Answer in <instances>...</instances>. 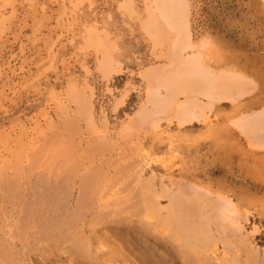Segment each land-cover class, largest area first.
I'll return each instance as SVG.
<instances>
[{
  "label": "rangeland",
  "instance_id": "374dc122",
  "mask_svg": "<svg viewBox=\"0 0 264 264\" xmlns=\"http://www.w3.org/2000/svg\"><path fill=\"white\" fill-rule=\"evenodd\" d=\"M158 1L0 0V264H153L147 246L184 184L219 209L228 199L236 223L226 249L215 236L179 263L264 264V130L239 128L264 111V0H171L169 27ZM181 58L238 88L190 126L142 118Z\"/></svg>",
  "mask_w": 264,
  "mask_h": 264
},
{
  "label": "bare ground",
  "instance_id": "6f19581e",
  "mask_svg": "<svg viewBox=\"0 0 264 264\" xmlns=\"http://www.w3.org/2000/svg\"><path fill=\"white\" fill-rule=\"evenodd\" d=\"M156 1V0H155ZM163 1H169L168 3L171 2V0H162L161 2L163 3ZM160 2V0L158 1ZM160 2V3H161ZM175 2V1H173ZM173 2H171V5H163V7H161L160 11L161 14L164 18H162L166 21V25L168 24L169 27V23L172 20V17L174 14H178L179 12V8L177 9L178 12L175 10L176 7L178 6V4L176 3V7L174 5V7L172 6ZM177 2L179 3V1L177 0ZM159 3V4H160ZM174 3V4H175ZM156 5V4H155ZM162 5V4H161ZM160 5V6H161ZM181 4L179 3V6ZM159 5H157L158 7ZM182 7V6H180ZM184 7V6H183ZM182 7V8H183ZM123 9V7H121ZM126 8V7H124ZM148 8V7H147ZM159 9V8H157ZM185 11V10H184ZM181 12V11H180ZM149 13V12H147ZM146 13V14H147ZM155 13H153L152 15H154ZM157 14V13H156ZM182 14H184V12L182 11ZM187 17V14H186ZM183 18V16H182ZM181 18V19H182ZM148 19V18H147ZM154 19V17H153ZM180 19V21H181ZM175 19H173L172 22ZM179 20V19H178ZM161 21V22H162ZM188 21V20H187ZM156 22V21H155ZM153 22V25L154 23ZM158 22V21H157ZM164 22V21H163ZM178 22V21H177ZM180 23V22H179ZM182 23V22H181ZM165 24V23H164ZM172 24V23H170ZM175 24V23H173ZM183 24V23H182ZM146 25V22H145ZM152 25V26H153ZM179 25V24H178ZM186 25V24H185ZM177 26V24L175 25ZM149 27V26H148ZM166 27V26H165ZM164 27V28H165ZM178 27V26H177ZM185 27V26H184ZM147 28V25H146ZM154 28V27H153ZM156 33L158 34H164L165 32L163 31V28L160 26V24L157 23V27H156ZM172 28V30H171ZM179 29H181V26L178 27ZM188 28V26L186 25V29ZM168 29V28H167ZM175 28H173V26L170 27V31H174ZM178 29V30H179ZM149 30V29H148ZM183 30V29H182ZM151 31V29H150ZM149 32V31H148ZM170 32V33H171ZM180 32V33H179ZM177 32L178 35L180 34V36L182 37L181 31ZM185 32V30H184ZM150 33V32H149ZM152 33V32H151ZM150 33V34H151ZM154 33V32H153ZM167 33V32H166ZM173 33V32H172ZM176 33V32H175ZM155 34V33H154ZM180 36H178V41L180 42ZM174 37V36H173ZM180 37V38H179ZM188 37V36H187ZM175 38V37H174ZM165 39V38H164ZM176 40V39H174ZM184 40V39H183ZM164 41V40H163ZM162 41V42H163ZM166 42V41H165ZM176 42V41H175ZM190 41H183L181 42V44H175V46H171L174 49H176V52L178 51H182V49H188L191 47L192 44L189 43ZM164 43V42H163ZM168 43V42H167ZM188 43L190 45H188ZM160 44V42H159ZM170 45V44H169ZM173 45V43H172ZM181 45V46H180ZM170 47V48H171ZM171 48V49H172ZM193 49H195V47H193ZM192 49V50H193ZM170 50V49H169ZM197 51V50H196ZM175 53V51H173ZM198 52V51H197ZM186 53V52H185ZM153 54V53H152ZM178 54L181 55V53H176L174 56L178 57ZM198 54V53H197ZM196 52L195 55L197 56ZM161 56V55H159ZM169 57V55H168ZM182 57V56H181ZM193 57L195 58V56L193 55ZM201 57V56H200ZM170 58V57H169ZM197 58V57H196ZM106 59V58H105ZM109 59V58H108ZM176 59V58H174ZM172 60L171 64L176 61V60ZM188 59V58H187ZM192 59V58H191ZM199 59V58H198ZM201 60V58H200ZM199 61V60H198ZM168 62V60H167ZM177 64L179 62L178 68L176 70L175 73H171V74H162L159 72V74H162V76L158 77V74L156 76L157 78V84L159 86H163L165 91H161L163 87H156L154 88V92H152V95L149 97V99L147 98V105H145L142 108L141 112V117L142 118H146V116L149 113H153L154 116L157 117V115L163 116L164 114H171L170 118L172 117V119H176L179 125H186L189 123H194L196 122L195 120H200V118L198 117V113L199 111L202 112L201 110L203 109V104H207L208 107H211L217 103V102H222V100L224 99H228L230 98L229 96V90L230 89H234V88H238L237 86H239V76L238 77H232V76H228V75H223V74H214V72H210L209 70H204L206 69L204 68H200L199 67V62H197L196 60H186L181 58L178 61H176ZM175 62V63H176ZM199 64V65H198ZM164 66V65H163ZM105 67V66H104ZM165 67V66H164ZM173 67V65H172ZM202 67V66H201ZM106 68V67H105ZM176 69V67H174ZM104 69V68H103ZM162 69V68H161ZM169 68L166 67V70H168ZM159 70V69H158ZM151 71V70H150ZM149 71V72H150ZM160 71V70H159ZM170 71V70H169ZM108 72V70H107ZM155 72V71H154ZM162 72V71H161ZM216 72V71H215ZM223 72V71H222ZM153 73V72H152ZM151 73V76L153 77ZM166 73V72H165ZM108 74V73H107ZM142 75V74H141ZM233 75V74H232ZM150 76V74H149ZM154 76V77H155ZM234 76V75H233ZM145 77V76H144ZM143 77V78H144ZM141 78V77H140ZM238 78V79H237ZM142 79V78H141ZM150 79V78H149ZM155 79V78H154ZM153 79V80H154ZM151 80V79H150ZM242 80V79H241ZM143 81H145L143 79ZM147 82V80H146ZM154 82V81H153ZM155 83V82H154ZM149 85V82H148ZM241 85V84H240ZM69 88V86H67ZM155 87V85L153 86ZM168 87V88H167ZM71 88V87H70ZM246 88V87H245ZM249 88V87H248ZM156 89V90H155ZM163 89V90H164ZM247 89V88H246ZM72 90V89H71ZM245 90V89H243ZM250 90V89H249ZM76 91V90H75ZM88 91V90H87ZM148 91V90H147ZM163 92V93H161ZM76 93V92H75ZM182 93V95L185 93V99L184 101H180L178 99V96ZM72 94V93H71ZM69 94V95H71ZM77 94V93H76ZM92 94V92H91ZM90 94V95H91ZM149 95V94H148ZM72 96V95H71ZM81 96V95H80ZM70 97V96H69ZM74 97V96H72ZM86 97V96H84ZM146 97V95H145ZM180 97V96H179ZM203 99V100H202ZM205 99V100H204ZM78 100V99H77ZM80 100V99H79ZM78 100V101H79ZM82 100V99H81ZM235 100V99H234ZM67 101H70L69 99H67ZM76 101V100H75ZM74 101V104L76 105ZM85 101V100H83ZM82 101V102H83ZM225 101V100H224ZM80 105L83 103L81 101ZM145 102V104H146ZM63 103V102H62ZM72 103V101L70 102ZM79 105V104H78ZM91 105V104H90ZM141 105V104H140ZM206 106V107H207ZM88 107L90 108L91 106L88 105ZM207 107V108H208ZM93 107H91L92 110ZM209 109V110H210ZM138 110V109H137ZM90 111V109H89ZM139 112V111H138ZM137 112V113H138ZM252 113V112H251ZM90 114V113H88ZM140 114V113H139ZM156 114V115H155ZM165 115V116H166ZM251 115V114H250ZM253 115V114H252ZM247 116L248 118L245 119V123L241 124V127L239 126L240 129H243V131H246V129H249V132H253V136L257 135L258 132L264 130V111L257 113L253 116ZM138 117V116H137ZM159 117V116H158ZM169 117V116H168ZM136 118V117H135ZM155 117L152 118V120H154ZM204 118V117H203ZM139 119V118H138ZM171 119V120H172ZM239 119V118H238ZM156 122H158L157 119H155ZM154 120V121H155ZM162 120V119H161ZM169 120V119H168ZM140 121V120H139ZM155 122V123H156ZM171 122V121H170ZM176 122V124H177ZM235 122V121H234ZM166 123V122H165ZM143 124V123H142ZM151 124V123H150ZM214 124V123H213ZM22 126V125H21ZM190 126V125H189ZM235 126V125H234ZM151 127H154L153 125ZM159 128V127H157ZM25 129V128H24ZM235 129V128H234ZM251 130V131H250ZM245 132V133H246ZM251 132V133H252ZM248 133V132H247ZM240 134V133H239ZM263 134V133H262ZM250 135V134H248ZM261 135V132H260ZM251 135V138L253 137ZM257 137V136H256ZM255 137V139H256ZM262 137V136H261ZM263 138V137H262ZM261 138V139H262ZM254 139V138H253ZM247 140V139H246ZM259 140V139H258ZM257 140V141H258ZM252 142V141H251ZM264 142V141H263ZM252 144V143H251ZM254 144H256L254 142ZM260 144V143H259ZM53 146V145H52ZM114 147V146H113ZM112 147V148H113ZM57 149V148H56ZM112 150V149H111ZM26 153V152H25ZM81 162V161H80ZM81 166V165H80ZM63 167V166H62ZM108 171V170H107ZM76 172V171H75ZM75 178V177H74ZM154 180V179H153ZM152 180V181H153ZM150 181V180H149ZM148 182V181H147ZM162 182V181H161ZM111 184V183H110ZM152 184V183H151ZM150 184V185H151ZM147 185V184H146ZM149 184L147 186H150ZM161 185V184H160ZM189 185V184H188ZM186 185L184 184V186L180 185L181 187L178 188L177 190L174 188V190L171 193V197L169 195V212L167 211V215L164 216L160 213V215H162L163 217H160L159 220L163 221L164 228L161 227V224L156 226L157 228H162L163 230H159L157 231L159 233V237L161 236L163 239V241H161L160 243H162V245L159 242H155L154 245H149L147 246V250L150 253V258L152 259L153 264H180L177 260V257H175L176 252H177V256L178 257H182V255L184 256L186 255H193V254H198V249L200 247L204 248L205 245L214 248L213 246L216 245V237H218V240L222 243H224V246L226 249L227 246L230 244L229 242H227V240H230L232 238L233 235V231L230 230L229 227V223H227L228 221L231 222L233 221L231 218L228 217V214L231 212L230 211V207H232L233 205L230 204V206L228 205L230 201H228L227 199V208L224 206H220L222 209L217 208V206L219 207V205H215L214 203H212L211 201H208L210 197H208V193L204 192L205 194H202L200 192L201 189H199V187H194L193 185ZM153 186V185H152ZM21 187V186H20ZM154 187V186H153ZM163 187V186H161ZM191 187V188H190ZM138 188V187H137ZM151 188V186H150ZM195 188V189H194ZM194 189V190H193ZM168 191H170V189H167ZM163 191V190H161ZM142 196V195H141ZM150 196V194H149ZM153 196V195H152ZM155 196L156 195L155 193ZM148 197V196H147ZM156 199V197H154ZM166 198V196H165ZM205 198H208V200H205ZM214 198V197H213ZM158 199V198H157ZM145 200V199H144ZM151 200V198H150ZM212 200V199H211ZM147 201V200H146ZM149 201V200H148ZM163 201V200H162ZM216 201V200H215ZM155 202V200H154ZM219 202V201H218ZM221 204H223V200H221ZM63 203V202H62ZM157 203V202H156ZM159 203V202H158ZM157 203V204H158ZM149 204V203H148ZM154 204V203H153ZM218 204V203H217ZM159 205V204H158ZM7 207V206H6ZM11 207V206H10ZM148 207V206H146ZM150 207V206H149ZM158 207V206H157ZM167 207V206H166ZM229 208V209H228ZM147 209H151V208H147ZM146 209V210H147ZM167 209V210H168ZM157 210V209H156ZM218 210V213H216L215 211ZM226 210V211H225ZM155 211V210H154ZM164 212V209L163 211ZM154 212H152V217ZM234 213V212H232ZM158 215H159V211H158ZM157 215V216H158ZM236 214H234L235 216ZM156 216V218H158ZM26 218H29L27 216H25ZM133 217V216H132ZM131 217V218H132ZM139 217V216H138ZM141 217V216H140ZM149 217V214H148ZM146 218V220H148L149 218ZM151 217V218H152ZM129 218V217H128ZM155 218V217H154ZM152 219L153 223H155V219ZM235 218V217H234ZM233 218V219H234ZM138 221V220H135ZM157 221V220H156ZM227 221V222H225ZM144 222V220H143ZM225 222V223H224ZM145 223V222H144ZM152 223V222H151ZM159 223V221H158ZM157 223V224H158ZM233 225H235V220L234 222H231ZM142 224V223H141ZM147 224H149L147 222ZM152 225V224H151ZM238 225V224H236ZM23 226V225H22ZM141 227V226H140ZM145 228V226H143ZM155 227V226H154ZM234 227V226H233ZM132 228V227H131ZM153 228V226H152ZM133 229V228H132ZM142 229V227H141ZM147 229V228H146ZM155 229V228H154ZM235 229V228H234ZM145 230V229H144ZM152 230V229H151ZM150 230V231H151ZM236 230V229H235ZM234 230V232H236ZM126 231V230H124ZM130 231V230H129ZM156 232V233H157ZM135 233V232H133ZM138 233V232H137ZM155 233V232H154ZM253 233V232H252ZM71 234V233H70ZM132 234V233H131ZM215 234V235H214ZM134 235V234H132ZM138 235V234H137ZM135 236V235H134ZM139 236V235H138ZM154 236V235H153ZM214 236V237H213ZM151 237V236H150ZM38 238V237H37ZM143 238V237H142ZM146 238V237H145ZM148 238V237H147ZM216 240H215V239ZM247 237H244V239ZM159 239V238H158ZM235 239V238H234ZM238 240V238H237ZM138 241V240H137ZM151 241V240H150ZM218 241V242H219ZM243 241V240H241ZM245 241V240H244ZM143 242V241H142ZM147 242V241H146ZM232 243V242H231ZM93 244V243H92ZM146 244V243H145ZM17 245V244H16ZM64 245V244H63ZM123 245V244H122ZM143 245V244H142ZM173 245L175 247H173ZM204 245V247L202 246ZM69 246V245H67ZM77 246V245H76ZM100 246V245H99ZM119 246V245H118ZM248 246V245H247ZM250 246V245H249ZM146 247V246H145ZM243 247V246H242ZM245 247V246H244ZM243 247V248H244ZM40 248V247H39ZM56 248V247H55ZM122 248V247H121ZM120 248V249H121ZM248 248V247H247ZM254 248V247H253ZM90 249V248H89ZM123 249V248H122ZM145 249V248H144ZM175 249V253L173 252V250ZM205 249V248H204ZM246 249V247H245ZM244 249V250H245ZM250 249V248H249ZM248 249V250H249ZM200 250V249H199ZM210 250V249H209ZM213 250V249H212ZM211 250V251H212ZM138 251H140L138 249ZM70 252V251H69ZM84 252V251H83ZM201 252V251H200ZM213 252V251H212ZM211 252V253H212ZM218 252V251H217ZM252 252V251H251ZM254 252V251H253ZM27 253V252H26ZM241 253V252H240ZM71 254V253H70ZM218 254V253H217ZM224 254V253H223ZM81 255V254H80ZM28 256V255H27ZM76 256V255H75ZM196 256V255H195ZM234 256V255H233ZM241 256V255H240ZM246 256V255H245ZM198 257V256H197ZM209 257V256H208ZM85 258V257H84ZM189 258V257H188ZM194 258V257H193ZM196 258V257H195ZM245 258V257H244ZM251 258H253L251 256ZM89 259V258H87ZM141 259V258H140ZM179 259V258H178ZM187 259V258H186ZM231 259V258H230ZM246 259V258H245ZM256 259V258H255ZM24 260V259H23ZM122 260V259H121ZM149 260V258H148ZM147 260V261H148ZM190 260V259H189ZM241 260V259H240ZM140 261V260H139ZM150 261V260H149ZM238 261V260H237ZM23 262V261H22ZM141 262V261H140ZM144 262V261H143ZM146 262V261H145ZM226 262V261H225ZM225 262H221V264H225ZM251 262V261H250ZM199 263V261H198ZM248 263V262H247ZM149 264V263H148ZM194 264V263H193ZM227 264V263H226Z\"/></svg>",
  "mask_w": 264,
  "mask_h": 264
}]
</instances>
